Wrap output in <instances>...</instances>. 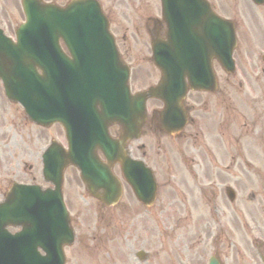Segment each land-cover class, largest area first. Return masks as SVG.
<instances>
[{
	"label": "rangeland",
	"instance_id": "obj_1",
	"mask_svg": "<svg viewBox=\"0 0 264 264\" xmlns=\"http://www.w3.org/2000/svg\"><path fill=\"white\" fill-rule=\"evenodd\" d=\"M100 1L105 11L110 13L111 30L125 61L131 67V88L137 90L154 83L158 71L148 58L149 41L143 26L147 16H158V0ZM235 4L238 13H235L234 19L240 26L241 17L248 15L243 10L241 0H214L216 10L223 15L227 11L232 13ZM4 6L6 13L5 16L0 14V23L9 34L19 20L20 12L14 9L12 3ZM12 13L16 14L15 17ZM191 97L196 95H189L187 104H190ZM157 105L156 101L148 102V108ZM19 114L15 105L5 101L0 85V192L11 180L27 181L22 173V168L26 167L37 170V181H33L46 186L40 178L39 154L51 138L64 143L57 126L44 130L32 128L31 133L27 132L25 127H20ZM159 143L161 148L153 136L146 134L136 142L137 145L143 144L144 148L134 152L141 154L145 151L144 160L153 169L158 182L157 201L150 210L144 211L133 204L132 195L125 186L121 203L114 208H105L86 194L75 168L65 170L63 197L75 231L74 243L64 249L65 264H201L206 253L205 223L208 214H212L213 204L217 209L225 208L224 189L213 188L216 195H212L209 188H201L200 192H206H202L204 196L198 193L192 195L194 182L184 176V170L189 167L176 154L173 142L162 138ZM186 154L195 155L194 152ZM27 173L26 177L29 178L32 173ZM115 173L119 176L117 169ZM229 180L234 182L233 179ZM240 185L242 188L238 189V193L246 197L262 182L246 181ZM181 190H184V196ZM240 203L239 198L235 206L238 207ZM240 209L248 224L260 227L258 218L264 219V208L262 214L257 216L251 209ZM201 239L205 242H200ZM223 245L228 246L229 241L223 240ZM140 249L148 253L144 262L135 258V252Z\"/></svg>",
	"mask_w": 264,
	"mask_h": 264
},
{
	"label": "water",
	"instance_id": "obj_2",
	"mask_svg": "<svg viewBox=\"0 0 264 264\" xmlns=\"http://www.w3.org/2000/svg\"><path fill=\"white\" fill-rule=\"evenodd\" d=\"M29 2L31 0L23 2L27 22L17 32V42L12 43L0 36V79L9 98L13 99L15 97L25 105L29 113L38 111V114L42 110L41 102L46 101V98H50L54 100V103L51 104L53 105L52 112H54L52 116L59 117L56 110L61 111L63 109L66 112L63 117L68 119V113L62 102L56 103V100L61 98L59 95L60 89L55 90L54 88L58 87L55 74L61 69L57 67L64 65V68H66L69 63L68 60L62 58L58 47L59 38H63L71 49L72 46L76 48L77 45L82 44L85 47L83 59L88 55L91 58L89 61L88 59L84 60L86 63L83 64V68L87 73L86 75L71 69L72 72L77 73L74 74L73 79L86 87V90L82 91L83 93L85 92L90 97H94L101 94L108 95L111 90H114V94L109 96L110 99H113L121 90L123 93L128 92L126 79L124 80L123 65L119 59H117V62L115 61L108 45H104L106 49L104 50L106 52L104 57L99 50L101 44H98V39L100 36L103 41L108 39L107 29L106 26L104 28V22H100L98 19L96 11L93 9L95 6L92 3H87L88 0H72L65 8H53L41 5L36 1L37 7L33 8ZM186 3L184 4L182 0H175L173 9L167 11V13L171 16L173 11H177L183 13L190 22L195 23L197 21L192 26L193 33L203 36L202 32H205L206 25L221 21L210 11L204 0H189ZM83 4V9L76 8V6ZM85 10H89V13L84 14ZM79 11L80 14H84L80 19ZM89 16L97 23V26L93 24ZM171 21L173 22L172 17ZM102 29L104 33H102ZM169 41V46L172 49L171 39ZM155 43L152 44L154 49L157 46L159 48L154 51V54L161 52L163 50L161 47L166 45L165 43V45ZM76 55L78 59L80 54ZM105 57L107 60L104 59ZM155 61L161 67L156 59ZM70 62H74V60H70ZM78 63L76 60V64ZM104 63L109 67H98ZM36 67L41 69V75L36 72ZM161 70L162 82L158 88V94L162 98L164 96L170 99L168 91L171 95L178 94V91L175 88V83H169V72L162 67ZM95 76H102L98 85L93 81ZM38 88L41 90H38ZM153 90L156 93L157 88ZM183 91L184 88H181L180 94L174 98L182 97L184 95ZM125 97L129 96L126 94ZM177 103L178 101H170L171 106ZM57 105H60L61 108ZM83 108L84 106L79 102V114H81ZM99 115H101L103 127L114 121L124 126L125 130L122 132L121 137L113 141L116 147L132 134L133 117L131 115H127L126 120L115 116L106 118L103 113H99ZM42 116L43 113H41ZM89 116L93 118L94 113H89ZM134 119L136 120L138 117L134 116ZM78 157L79 154L64 153L59 149H51L49 158L48 154L44 156V174L54 184L53 190L40 192L35 188L17 185L10 188L5 203L0 205V264H62L59 258L61 246L62 244L71 243L72 233L69 227L66 226L67 218L64 226L59 224L66 217L60 202L61 174L63 167L67 163L76 164ZM53 162L56 163L54 170H52ZM105 168L109 173V166L106 165ZM108 175L111 176L110 173ZM84 178L88 183H91L89 177ZM114 185L115 188H118L115 181L111 182L110 186L104 185L103 187L105 190L109 189V200L105 201L107 204L115 202L118 197V191L115 192ZM97 188L99 186L89 185L91 193ZM53 215L56 222L51 225L50 219ZM14 220L22 224V231L10 236L3 231V228L7 224H15ZM37 247L42 248L47 256H39L36 252Z\"/></svg>",
	"mask_w": 264,
	"mask_h": 264
},
{
	"label": "flooded vegetation",
	"instance_id": "obj_3",
	"mask_svg": "<svg viewBox=\"0 0 264 264\" xmlns=\"http://www.w3.org/2000/svg\"><path fill=\"white\" fill-rule=\"evenodd\" d=\"M10 2L17 11V0ZM251 6L246 5L243 9L248 15L245 17L244 14V20L239 26L241 39L237 52L234 53L235 73L222 74L220 89L217 87L215 93H209L213 97L203 99L207 93H191L196 97H191L188 105L191 114L189 125L176 139L175 152L189 167L194 182L193 190L198 194L205 193L200 192L201 188L224 189L229 179L234 180L231 182L235 187L238 185L237 190L242 188L240 183L264 180V55L258 54L259 50H264V10L261 13ZM1 13L5 16L6 9L2 4ZM244 22L248 24L245 25ZM233 88H237L236 94L233 93ZM189 152H194L195 155L186 154ZM197 155L201 157L198 158ZM210 192L216 195L215 191ZM248 200L250 207L247 209H251L256 216L261 215L264 190L257 194L251 192ZM229 210L228 207H213L212 217L205 223L206 236L211 233L218 236L221 229L227 227L225 229L231 235L228 241L235 251L234 245H239L240 240L234 238L240 235V231L234 228L239 226L240 220L245 222V218L239 211L229 216ZM258 220L264 221L263 217ZM244 227L264 236V225L257 227L245 224ZM200 242L205 241L201 239ZM220 242L221 237L218 238L216 255H219ZM258 244L263 247L264 256V243L257 242V246ZM224 257L226 260L228 255Z\"/></svg>",
	"mask_w": 264,
	"mask_h": 264
}]
</instances>
